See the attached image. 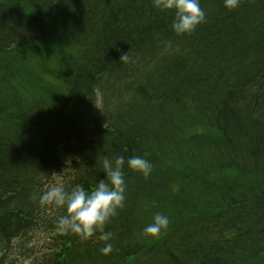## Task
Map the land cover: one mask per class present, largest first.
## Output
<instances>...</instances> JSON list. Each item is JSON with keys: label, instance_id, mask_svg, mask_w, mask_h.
I'll list each match as a JSON object with an SVG mask.
<instances>
[{"label": "trees", "instance_id": "obj_1", "mask_svg": "<svg viewBox=\"0 0 264 264\" xmlns=\"http://www.w3.org/2000/svg\"><path fill=\"white\" fill-rule=\"evenodd\" d=\"M200 4L206 22L177 35L175 13L161 12L153 0L0 3V56L46 43L60 19L86 50L50 71L67 86L61 104L0 88L3 248L40 232L48 240L38 264H258L264 0H241L234 10L224 0ZM129 51L134 62H121ZM199 128L216 136L187 135ZM120 155L143 156L153 170L145 178L125 165L126 201L105 225L113 252L104 256L99 231L88 240L62 234L56 222L66 209L41 206L39 196L56 178L67 191L92 190L105 178L103 159ZM157 213L169 217V227L146 235Z\"/></svg>", "mask_w": 264, "mask_h": 264}, {"label": "clouds", "instance_id": "obj_2", "mask_svg": "<svg viewBox=\"0 0 264 264\" xmlns=\"http://www.w3.org/2000/svg\"><path fill=\"white\" fill-rule=\"evenodd\" d=\"M240 2L241 0H224V6L234 10L240 6ZM153 5L161 12L175 13L171 28L177 35L191 34L207 20L200 0H153ZM120 61L134 62L130 51L123 53ZM102 163L105 178L99 180L92 190L85 189L83 185H76L71 191H67L61 184L51 185L39 196V203L41 206L52 205L66 209V214L60 216L56 222L57 230L62 234L71 233L88 240L99 231L100 239L106 242L100 251L104 256H108L113 252V244L110 242L113 233L104 229L110 219L125 205V165L145 178L152 174L153 165L143 156H131L126 159L123 155L114 160L105 157ZM169 224L167 215L157 213L153 222L143 231L146 235L156 237L167 230Z\"/></svg>", "mask_w": 264, "mask_h": 264}, {"label": "rangeland", "instance_id": "obj_3", "mask_svg": "<svg viewBox=\"0 0 264 264\" xmlns=\"http://www.w3.org/2000/svg\"><path fill=\"white\" fill-rule=\"evenodd\" d=\"M4 0H0L2 2ZM56 34L44 44L31 45L22 49H13L11 52L0 56V77L5 75L4 83L0 88L5 94V85H10L24 99L42 97L48 101L62 103L67 93V86L57 80L52 69L64 58L77 57L86 53L73 44L71 40V26L65 19L56 23ZM3 96V95H1ZM0 119V124L2 123ZM201 134L215 137L212 130L199 128L190 131L187 135ZM172 166V162L164 163L158 167ZM61 183V178H56L55 184ZM47 235L40 232H29L16 239L10 246L3 248L0 244L1 256L4 264H38L39 255L47 244ZM161 242V239L158 243ZM157 244V243H155ZM129 264L133 260L127 261ZM258 264H264V255Z\"/></svg>", "mask_w": 264, "mask_h": 264}, {"label": "bare ground", "instance_id": "obj_4", "mask_svg": "<svg viewBox=\"0 0 264 264\" xmlns=\"http://www.w3.org/2000/svg\"><path fill=\"white\" fill-rule=\"evenodd\" d=\"M55 77V76H54Z\"/></svg>", "mask_w": 264, "mask_h": 264}]
</instances>
